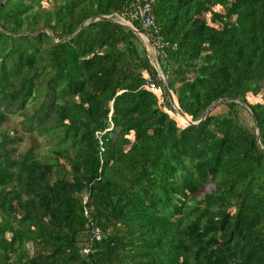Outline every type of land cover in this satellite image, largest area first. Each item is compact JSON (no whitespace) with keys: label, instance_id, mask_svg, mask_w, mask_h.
Masks as SVG:
<instances>
[{"label":"trees","instance_id":"16d2710c","mask_svg":"<svg viewBox=\"0 0 264 264\" xmlns=\"http://www.w3.org/2000/svg\"><path fill=\"white\" fill-rule=\"evenodd\" d=\"M38 1L0 0V264H264V0H155L173 108L132 0Z\"/></svg>","mask_w":264,"mask_h":264},{"label":"built area","instance_id":"2783aa9c","mask_svg":"<svg viewBox=\"0 0 264 264\" xmlns=\"http://www.w3.org/2000/svg\"><path fill=\"white\" fill-rule=\"evenodd\" d=\"M154 2L155 0H132L128 2L120 12L115 13L113 20L119 24L126 25L131 29H137L134 25V22L139 21L145 30H147L148 32H152L151 37H149L146 34H142V37L145 39L147 43L150 42L154 46H156L155 48L158 49L159 54H161V49L163 48L164 44L157 30V17L154 11ZM143 74L145 78L150 77V74L146 69L143 70ZM150 88L159 97H161L159 93L156 92L157 90H159V88H156L154 86H151ZM184 125H187V123ZM88 204H89V196L86 195L83 198V207H84V214L88 218L86 226L89 227L90 235L88 237L89 240L88 243L83 248V252L87 254L90 253V251L92 250V244L95 241L101 240V233H102L101 228L97 226L94 222ZM112 264H120V263L114 262Z\"/></svg>","mask_w":264,"mask_h":264},{"label":"rangeland","instance_id":"374dc122","mask_svg":"<svg viewBox=\"0 0 264 264\" xmlns=\"http://www.w3.org/2000/svg\"><path fill=\"white\" fill-rule=\"evenodd\" d=\"M52 5H53V0H39L38 2H37V7L38 8H51L52 7ZM215 8L216 9H219V10H222L221 9V6H215ZM211 17V15H208V20H209V22H211V19L212 18H210ZM140 36V35H139ZM142 36H140V38H141ZM141 40H142V42L144 43V44H146V47H147V49H148V51H149V55H150V60L153 62V64H154V59L157 57V55H160L159 54V50L158 49H156L155 47L156 46H154L152 43V45L151 44H149V43H147L146 41H145V39L142 37L141 38ZM249 101H251V102H258V101H263V98L262 97H256V99L255 98H253V97H249ZM30 109H31V111H34V108H33V106L32 105H30ZM164 110H168L166 107H164ZM227 112V106H225V105H219V106H217L214 110H213V113L214 114H217V115H219V116H224L225 115V113ZM171 114V113H170ZM172 115V114H171ZM173 116V115H172ZM174 117V116H173ZM23 117H21V116H15L14 117V119H8V123H6V124H4L3 126H2V128H1V130H0V139H1V135H5L6 133H11L12 132V129H13V127L14 126H18L21 130H23V125H22V121H21V119H22ZM192 119V118H191ZM178 121V123H179V125L182 127V125H184V124H181L180 122H179V120H177ZM22 134V133H21ZM30 135L31 134H29V132H27V134H24V140H22V141H20V142H17L14 146L15 147H17V150H18V153H23V152H25L26 151V149H29V146H30V144H31V142L32 141H30ZM40 143H41V145H40V149H44V151H47L48 149H49V144L47 143V141L45 140V138L44 137H41L40 138ZM35 153H36V155L39 153V149H35Z\"/></svg>","mask_w":264,"mask_h":264},{"label":"water","instance_id":"95a60500","mask_svg":"<svg viewBox=\"0 0 264 264\" xmlns=\"http://www.w3.org/2000/svg\"><path fill=\"white\" fill-rule=\"evenodd\" d=\"M98 19H109L107 16H97V17H94L92 20H91V22H94V21H96V20H98ZM83 26H85V25H83ZM83 26H81L79 29H78V31L74 34V35H72V36H75L80 30H81V28L83 27ZM138 34H143L141 31H139L138 29H134ZM149 44H151L150 42H149ZM152 45V44H151ZM154 63H155V68L157 69V71H158V73H159V76L162 78V80L164 81V83H165V86H166V89H167V92H168V96H169V99H170V103H171V105H172V108L174 107V105H175V102H177V100L175 99V96H174V94H173V92H172V90H171V88H170V85H169V83H168V80H167V78H166V75L164 74V72H163V68H162V63H161V60H160V57H159V55H157V57L154 59ZM157 93H159V95L161 96V94H162V91L159 89V90H157L156 91ZM222 100H218V101H216V102H214V103H212L208 108H207V110L204 112V114L202 115V117H201V119L200 120H198V121H193L191 118L189 119V121H188V123L187 124H198V123H200L201 121H203L206 117H207V115L211 112V110H213V108H215V106L218 104V103H220ZM177 113H179V114H181V115H188L187 113H185V112H183L182 110H181V108H180V106H179V104H178V108H177ZM168 112V111H167ZM171 115V114H170ZM172 116V115H171ZM189 116V115H188ZM191 117V116H190ZM259 136V135H258Z\"/></svg>","mask_w":264,"mask_h":264}]
</instances>
